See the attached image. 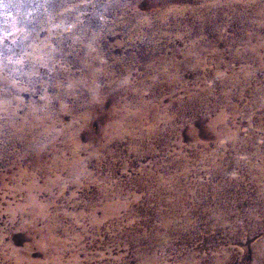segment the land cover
<instances>
[{"label": "rangeland", "instance_id": "rangeland-1", "mask_svg": "<svg viewBox=\"0 0 264 264\" xmlns=\"http://www.w3.org/2000/svg\"><path fill=\"white\" fill-rule=\"evenodd\" d=\"M246 4L3 0L0 264H264V0ZM113 107L150 119L112 130Z\"/></svg>", "mask_w": 264, "mask_h": 264}, {"label": "bare ground", "instance_id": "bare-ground-1", "mask_svg": "<svg viewBox=\"0 0 264 264\" xmlns=\"http://www.w3.org/2000/svg\"><path fill=\"white\" fill-rule=\"evenodd\" d=\"M253 0H240V3H244V2H246L247 4L248 3H251ZM255 1V0H254ZM246 4V5H247ZM243 5V4H242ZM259 6V9L261 10V16H264V5L263 4H261V5H258ZM259 18V17H258ZM260 18H262L263 19V21H264V17H260ZM248 41H251V39H249ZM261 46L264 48V45H263V43H261ZM254 52V51H253ZM263 52H264V49H263ZM251 57H252V59H253V61L255 62V63H257V64H260V63H262L263 62V56L261 55V53H259L258 51H255V53H252L251 54ZM188 59H190L191 58V56H189V57H187ZM1 62V61H0ZM1 68H3V67H1ZM178 68V67H177ZM158 68H155L154 69V71L155 72H157V73H159L160 71H158L157 70ZM89 70V69H88ZM89 72V71H88ZM91 73H92V71H91ZM89 74H90V72H89ZM158 75V74H157ZM2 80V79H1ZM4 81V80H3ZM171 82H173L174 84L177 82V80L176 79H172L171 80ZM142 87V89H146L147 90V88L148 87H157L158 85H156V84H154V82L153 83H151V84H146L145 85V83L143 84V85H141ZM168 86V88H170L171 87V83L170 84H168L167 85ZM131 87V86H130ZM129 87V94H132L133 92H134V90L132 89V88H130ZM149 88V89H150ZM177 88V87H176ZM175 88V89H176ZM135 90L137 89V88H134ZM142 89H140V91L142 90ZM152 89V88H151ZM175 89H173V88H171V90L172 91H174ZM118 90V89H117ZM121 90V89H120ZM128 90V89H127ZM126 89H125V91H127ZM155 90V89H154ZM137 91V90H136ZM117 92V91H116ZM124 93V92H123ZM134 93H137V92H134ZM122 94V93H121ZM124 94H126V93H124ZM138 94V93H137ZM133 95H135V94H133ZM132 95V96H133ZM128 96V95H127ZM138 97V96H137ZM139 103H141L143 100H144V98H142V97H140L139 99ZM5 104V103H4ZM8 104V103H7ZM3 106V105H2ZM5 106V105H4ZM7 107V106H6ZM2 108V107H1ZM4 110V109H3ZM156 110V114L155 115H153L154 113H153V111L154 110H152V120L153 121H157V123L159 122V120H158V118H157V109H155ZM129 113L131 114V111H130V109H128V110H120V109H116V107H113V108H111V110L108 112V116L111 118V120H110V124L112 125V130L114 129H118V130H120L121 128H122V130L124 129L123 128V126L125 125V124H128L129 126L131 125V123L132 122H137L139 125H142V124H144L145 122H147L149 119H150V115L149 114H147L146 116H144V115H142V114H137V115H135V117H132L131 115H129ZM107 116V117H108ZM90 117V116H89ZM108 126V125H107ZM114 126H115V128H114ZM108 128H110L109 126H108ZM120 128V129H119ZM129 128V127H128ZM110 132V131H109ZM121 132V131H120ZM125 132V129H124V131H123V133ZM155 132V131H154ZM113 133V132H112ZM114 133H116V131L114 132ZM119 133V132H118ZM151 133V132H150ZM107 134H109L108 132H107ZM118 135V134H117ZM120 135V134H119ZM141 135H143V134H141ZM145 135V134H144ZM108 137V136H107ZM119 137V136H118ZM145 137V136H144ZM107 141V140H106ZM179 196H180V194H179ZM115 198L117 199V202L118 203H116L115 205H113V206H109L108 208H107V212L106 211H104V213H103V217L104 218H108V217H111V216H113V215H115L116 214V211L119 209V208H121V207H125L126 205H127V203L126 202H121V198H120V196L118 195V194H116L115 195ZM26 207H29V208H31V209H35V208H37V205H36V201H35V199L33 198V197H30L29 199H28V201H27V203H26ZM165 227L167 228V230H168V221H165Z\"/></svg>", "mask_w": 264, "mask_h": 264}, {"label": "snow or ice", "instance_id": "snow-or-ice-1", "mask_svg": "<svg viewBox=\"0 0 264 264\" xmlns=\"http://www.w3.org/2000/svg\"><path fill=\"white\" fill-rule=\"evenodd\" d=\"M2 3H3V0H0V4H2ZM0 42H2V41H0ZM2 56H3V53L0 52V58H2Z\"/></svg>", "mask_w": 264, "mask_h": 264}]
</instances>
